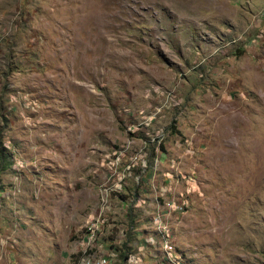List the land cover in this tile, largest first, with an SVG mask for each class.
I'll use <instances>...</instances> for the list:
<instances>
[{
    "label": "rangeland",
    "instance_id": "rangeland-1",
    "mask_svg": "<svg viewBox=\"0 0 264 264\" xmlns=\"http://www.w3.org/2000/svg\"><path fill=\"white\" fill-rule=\"evenodd\" d=\"M170 201L183 264H264V0H0V264H77L101 213L169 264Z\"/></svg>",
    "mask_w": 264,
    "mask_h": 264
},
{
    "label": "built area",
    "instance_id": "built-area-1",
    "mask_svg": "<svg viewBox=\"0 0 264 264\" xmlns=\"http://www.w3.org/2000/svg\"><path fill=\"white\" fill-rule=\"evenodd\" d=\"M105 190L108 193L110 189L106 188ZM137 203L139 207H141L142 203L145 204L146 201L138 200ZM164 208L157 210L155 216H153V226L149 227L150 229L153 228V231L149 232V236L144 238L142 242H139V246L142 247L140 250H144L148 247H158L164 259L168 261L169 264H183L181 255L178 254L174 246H172V228L169 227L164 219L169 211L182 210L183 208L171 201L167 202ZM100 209L101 211L108 210L107 203H104ZM106 222V218H103L102 213L98 217H93L89 220L84 230L82 254L77 264H112L110 257L115 256V254H104L100 246L101 238L105 236ZM141 258V252L129 256V260L131 261Z\"/></svg>",
    "mask_w": 264,
    "mask_h": 264
}]
</instances>
